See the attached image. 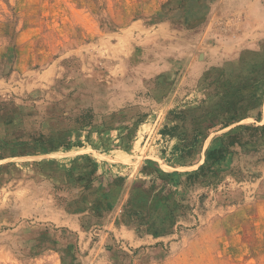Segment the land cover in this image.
Returning a JSON list of instances; mask_svg holds the SVG:
<instances>
[{"label": "rangeland", "instance_id": "374dc122", "mask_svg": "<svg viewBox=\"0 0 264 264\" xmlns=\"http://www.w3.org/2000/svg\"><path fill=\"white\" fill-rule=\"evenodd\" d=\"M0 264H264V0H0Z\"/></svg>", "mask_w": 264, "mask_h": 264}, {"label": "trees", "instance_id": "16d2710c", "mask_svg": "<svg viewBox=\"0 0 264 264\" xmlns=\"http://www.w3.org/2000/svg\"><path fill=\"white\" fill-rule=\"evenodd\" d=\"M215 161H217L214 156L212 155V151L208 150L206 152V157L204 163L198 167L197 171L192 174H186L187 178H194L197 179L200 176H204L210 172L212 167L215 165ZM173 175H176V173L172 174H163L164 178H172Z\"/></svg>", "mask_w": 264, "mask_h": 264}]
</instances>
